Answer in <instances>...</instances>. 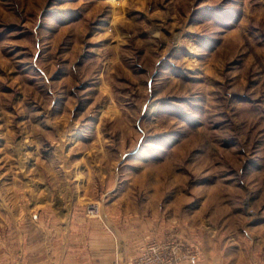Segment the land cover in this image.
Instances as JSON below:
<instances>
[{
	"label": "rangeland",
	"instance_id": "rangeland-1",
	"mask_svg": "<svg viewBox=\"0 0 264 264\" xmlns=\"http://www.w3.org/2000/svg\"><path fill=\"white\" fill-rule=\"evenodd\" d=\"M19 233L66 235L78 264H264V0H0Z\"/></svg>",
	"mask_w": 264,
	"mask_h": 264
},
{
	"label": "crops",
	"instance_id": "crops-1",
	"mask_svg": "<svg viewBox=\"0 0 264 264\" xmlns=\"http://www.w3.org/2000/svg\"><path fill=\"white\" fill-rule=\"evenodd\" d=\"M39 199L35 200L41 207V214L47 210L50 213L49 226L57 227L62 225L61 220H67V216L63 217L62 214H66L70 210V199L65 194L58 195L55 187H48L45 189L35 190ZM43 191V192H42ZM34 195V194H33ZM25 203V202H24ZM37 203V204H38ZM23 206V205H21ZM24 207V206H23ZM20 213L22 212V208ZM6 217L9 222L16 223L17 226L21 227H34L41 228L42 225H46L45 222L35 216L28 226V221L20 213L17 217H14L15 208H11L10 205L6 206ZM15 209V210H14ZM30 220V219H28ZM60 220V223L58 224ZM23 222H26V224ZM20 224V225H19ZM40 230V229H39ZM42 243L49 245L50 250L46 249L42 251L40 246ZM0 264H78L74 263L75 257L73 253L67 249V236L59 234H48V235H30L19 233L16 235H0ZM60 244V246H59ZM59 250H56V249ZM80 264H83L82 261Z\"/></svg>",
	"mask_w": 264,
	"mask_h": 264
},
{
	"label": "built area",
	"instance_id": "built-area-1",
	"mask_svg": "<svg viewBox=\"0 0 264 264\" xmlns=\"http://www.w3.org/2000/svg\"><path fill=\"white\" fill-rule=\"evenodd\" d=\"M90 210H91V212H94V210H96L95 206H92V208Z\"/></svg>",
	"mask_w": 264,
	"mask_h": 264
}]
</instances>
